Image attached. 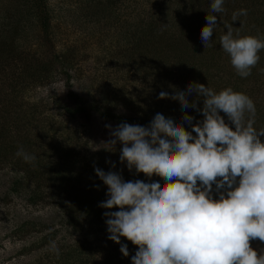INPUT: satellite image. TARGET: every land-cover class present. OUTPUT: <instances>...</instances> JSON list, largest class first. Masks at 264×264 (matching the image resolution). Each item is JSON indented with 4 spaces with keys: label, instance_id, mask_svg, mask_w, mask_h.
<instances>
[{
    "label": "trees",
    "instance_id": "trees-1",
    "mask_svg": "<svg viewBox=\"0 0 264 264\" xmlns=\"http://www.w3.org/2000/svg\"><path fill=\"white\" fill-rule=\"evenodd\" d=\"M257 1L259 0H224V11L221 13H212L213 0H161L160 2L155 0V3L149 2L148 5L133 0H125L124 3L120 0L84 1V7L79 13L81 19L74 24L90 25L93 35L84 37L83 44L94 38L92 44L98 47V52L102 53V57L97 58L98 61L108 59L109 65L108 68L100 67L99 77L95 81L98 89L105 96L101 104L70 91L73 74L77 71L75 67L78 62L84 60L85 49L80 51L81 45L76 44L78 41L82 44L81 40L75 42L67 40L68 42H65L60 50H53L56 41L53 19L57 16L48 0H9L5 8H0V83H7L8 88H10L9 82L13 83L11 88L14 92L19 86L23 90V85H28V82L41 86L49 83L56 76L66 83L67 101L63 109L73 117L89 121L93 116H97L115 126L122 122L146 126L156 113H161L165 117H171L187 131H191V127L183 122V114L186 112L193 116L195 118L193 123L202 120V114L192 108L182 110L178 101L158 99V94L161 91L172 94L178 90H185L191 82L204 84L215 92L230 87L252 99L256 107L254 127L261 129L264 128V101L260 98V87L264 85V82L262 83L264 49L258 52L260 60L251 69V75L242 78L231 65L229 55L220 46V37L227 31L226 23L232 24L234 37L237 34L251 35L264 40V9H259ZM262 3L264 5V2ZM241 9H246L247 15H241L237 21L233 22V13ZM210 14L217 16V26L211 37V46L204 47L200 32L207 24L206 15ZM79 16H76L73 21ZM106 17L109 18L108 22L102 20ZM119 17L123 19L120 20ZM102 26L106 31L105 34L101 35L100 30L97 33L94 32V28H102ZM50 50H53L54 54H48ZM51 56L53 57L49 60ZM14 63L19 64L16 66L20 68L17 75L12 71L15 67ZM127 77L131 81L139 82L143 90H134L132 98L125 97L121 92L125 91L123 87L126 86ZM110 80L116 83L112 88L106 87V83L108 84ZM119 84L121 86L117 88ZM1 91L0 109H3L5 105L8 106L13 99L17 98V93L15 96L12 94L14 97L9 100L8 95H3ZM110 93L120 94L121 103L124 106L128 105L129 109L135 112L134 117L113 113L111 109L119 101L116 95L111 96ZM194 98V93L188 97L190 102ZM197 104L198 107H202V99L197 101ZM220 114L228 122L225 114L222 112ZM1 119L0 139L3 143L2 150L6 151L9 149L8 143H4L7 140L5 127L7 122L3 120V117ZM261 140L264 142V137H261ZM117 150L111 151V155L117 157L114 158L116 168H103L106 162L100 163L102 157H98L103 156L101 154L95 155V166L105 172L119 171L125 181H130L128 175L136 177L137 173L133 169L127 175L129 170L126 162L125 164L119 162ZM44 157L36 158L33 161L35 164L30 162L27 168H23L25 165L20 166L21 175L12 184V192L19 193L24 189H30L28 184L30 179L35 182V187L29 195L31 201L38 199V193L48 182L51 184L61 182L60 188L65 189L64 181H67L66 179L70 176L68 167L57 163L53 154H49L47 160ZM86 173L91 180L92 178L97 180L99 187L93 184L84 191L69 190L68 193L62 194L59 207L62 208L66 216L65 223L71 230L79 232L90 225L106 230L103 213L118 209L109 210L98 207L100 202L107 199L105 195L107 189L95 175L94 169H89ZM35 176L37 181L34 180ZM135 180L139 179L134 178L132 181ZM158 181H163V178L158 177ZM213 198H218L215 192H213ZM85 222L87 225L83 227ZM121 243L128 245L127 257L120 253L119 244L106 237L103 241V246H106L105 259L99 263L95 251L87 246L66 245L59 251L58 257L54 255L57 257L56 263L58 260L61 261L58 264L64 262L68 264L67 261L76 262V264H131V258L137 246L123 237H121Z\"/></svg>",
    "mask_w": 264,
    "mask_h": 264
},
{
    "label": "clouds",
    "instance_id": "clouds-1",
    "mask_svg": "<svg viewBox=\"0 0 264 264\" xmlns=\"http://www.w3.org/2000/svg\"><path fill=\"white\" fill-rule=\"evenodd\" d=\"M223 4L224 0H213L212 13L223 12ZM241 15L246 16L247 10L233 13L232 21ZM205 19L200 32L204 47L211 46L217 16ZM225 28L220 46L237 74L246 78L260 60L264 40L234 37L232 24ZM157 98L176 100L182 110L192 108L203 119L193 123L195 118L185 112L182 120L191 131L161 113L146 126L105 125L110 129L105 144L112 151L118 142L122 145L119 162H126L129 172L135 169L137 174L164 180L163 184L125 181L119 171L94 167L107 186V199L98 207L118 209L103 213L107 239L120 245L124 257L129 250L121 237L137 246L131 264H264V251L258 254L250 244L264 242V128L254 127V102L230 87L215 92L196 82L172 94L161 91ZM201 99L203 106L198 107ZM16 155L26 162L36 159L23 148ZM106 163L116 168L115 162ZM51 247L58 257L54 242Z\"/></svg>",
    "mask_w": 264,
    "mask_h": 264
},
{
    "label": "rangeland",
    "instance_id": "rangeland-1",
    "mask_svg": "<svg viewBox=\"0 0 264 264\" xmlns=\"http://www.w3.org/2000/svg\"><path fill=\"white\" fill-rule=\"evenodd\" d=\"M84 1L88 0H48L57 16L53 19V32L56 38L53 50H60L65 42L81 40L82 44L79 41L76 44L81 45L80 51L85 49L84 60L78 62L75 67L77 71L73 74L70 91L83 98L93 99L103 104L101 100L105 96L102 95V91L98 89L95 81L99 77L100 67H109L108 59L98 61L97 58L102 57V53L98 52V47L92 44L94 38H91L85 45L83 44L84 37L93 35L90 25L78 26L74 24L81 19L79 13L84 7ZM122 1L124 3L125 0H120V2ZM133 1L147 5L149 2L155 3V0ZM257 2L258 7L260 6L259 9H264L262 3L264 1ZM8 4L9 0H0V8H5V5ZM76 16H79L78 19L73 21ZM119 19L123 18L119 17ZM102 20L108 22L109 18L106 17ZM103 28L104 26L94 28V32L97 33L100 30V34L103 35L106 33ZM53 50H50L48 54H54ZM13 66L15 67L12 71L17 75L20 68L16 66L19 64L14 63ZM9 83L10 88L7 87V83H0V90L3 95H8L7 99L11 100L17 93V98L13 99L8 106L3 103L5 107L0 109V123H2L1 117L7 122L5 123L7 140L4 143L7 142L9 147L6 151L2 150L3 143L0 139V151H3L0 153V264L61 263L60 260L56 263L57 257L51 247L53 242L59 251L66 245L91 247L96 253L97 262L103 261L106 251L103 241L108 236L105 228L100 229L90 225L79 232L71 230L70 226L66 225V216L59 206H61L62 194L68 193L69 190L80 192L93 184L99 186L97 180L94 178L91 180L86 172L96 167L95 155L97 154L103 155L98 157H102L100 163L107 160L114 162L116 156L111 155V147L105 144L110 139V129L105 125H111L112 128L116 126L97 116L85 121L65 112L63 105L67 101L68 88L62 78L54 76L49 83L41 86H35L28 82V85H23V90L19 86L14 92L11 88L13 83ZM114 85H116L114 80L106 83V87L112 88ZM2 86L5 87L2 88ZM120 86L119 84L117 88ZM123 88L125 91H121L122 94L129 98L133 97L134 90H142L139 82L131 81L128 77L126 86ZM12 94H14L13 97ZM110 94L111 96L116 95V93ZM260 98L264 101V85L260 87ZM116 99L119 104L116 103L117 105H114L111 111L117 115L134 117L135 112L129 109L128 105L124 106L121 103L120 94L116 95ZM121 147L119 142L115 145V152L118 149L119 155ZM20 148L36 158L45 156L46 160L49 154H53L57 163L68 167L70 176L66 179L67 181H64L65 189L60 188L61 182H52L53 185L48 182L40 190L41 193H38V199L31 201L29 195L32 188L35 187V182L30 179L28 182L30 189H24L19 193L12 192V184L21 175L20 166L25 165L23 168H27V164L30 163H26L22 156L16 155ZM102 167L107 169L111 168V165L104 163ZM128 173L130 174L129 171L127 175ZM128 176L131 181L138 178L148 183L153 180L159 182L155 175L151 178L146 177L143 173L137 174L136 177L131 174ZM34 180L37 181V176ZM160 183L163 184L164 180ZM104 186L107 189V186ZM86 225L85 222L82 226L86 227ZM250 244L258 254L264 251V242L254 240ZM67 262L76 264L72 261Z\"/></svg>",
    "mask_w": 264,
    "mask_h": 264
}]
</instances>
